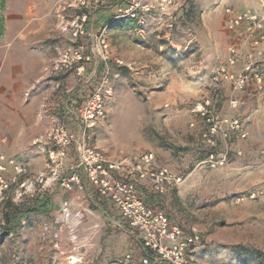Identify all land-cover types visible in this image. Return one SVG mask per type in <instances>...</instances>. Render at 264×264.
<instances>
[{"label": "rangeland", "instance_id": "374dc122", "mask_svg": "<svg viewBox=\"0 0 264 264\" xmlns=\"http://www.w3.org/2000/svg\"><path fill=\"white\" fill-rule=\"evenodd\" d=\"M144 1L153 5L150 11L137 8L131 13L133 0H87L85 8L76 6L75 0H5L3 14L5 22L8 16L29 22L38 16L36 28H43L40 52L54 59L75 43L65 29L68 20L83 9L88 11L86 34L78 41L89 56L81 72L87 81L72 104L79 109L97 90L105 116L91 128H84L78 113L79 126L71 127L70 132L75 138L83 135L90 146L113 159L132 158L145 151L159 153L160 158L169 156L184 181L162 195L150 194L147 201L184 232L197 229L200 241L192 258L201 264H264V195L231 200L256 189L264 194V87L237 92L227 82L215 86L211 82L213 70L224 61L231 43L221 18L222 7L229 2L171 0L160 7L161 0ZM129 19V25L110 26L111 20ZM93 25L99 28L96 34ZM254 58L264 73V62L257 55ZM72 70L49 76L60 77ZM226 85L231 89L223 95ZM212 91L218 96V109L238 115L247 135L230 140L231 155L225 165L206 168L196 166L203 157L198 158L199 152L204 154V150L197 148L201 146L198 135H194L198 125H189L194 117L188 107ZM245 93L251 96L245 97ZM234 96L239 104L231 108L228 101ZM62 99L63 104L70 103L67 97ZM256 112L259 121L253 119L251 123L250 114ZM44 132L21 146L23 152L34 151V170L25 153L11 155L17 156L27 170L19 180L31 185L21 195L12 186L0 205V221L11 207L32 201L39 207L15 218L9 232L5 225L0 226V264H120L122 253L131 249L129 238L81 194L85 186L95 190L84 174L79 184H70L76 191L73 197L62 191L66 188L59 180L45 183L49 170L46 146L35 141ZM76 152L72 144L69 157L75 158ZM184 157L186 164L182 166L180 159ZM69 174L66 168L60 178ZM66 199L70 204L68 217L59 208ZM44 201L49 207H43ZM71 234L76 235L74 241ZM71 257L77 261L71 262Z\"/></svg>", "mask_w": 264, "mask_h": 264}, {"label": "built area", "instance_id": "2783aa9c", "mask_svg": "<svg viewBox=\"0 0 264 264\" xmlns=\"http://www.w3.org/2000/svg\"><path fill=\"white\" fill-rule=\"evenodd\" d=\"M171 0H161L162 7ZM76 6L85 8L87 0H75ZM262 10L245 8L236 11L232 7H225V26L233 31L242 26L244 40L252 47H260L264 42V0H258ZM153 5L144 0H133L129 7L131 13L139 8L142 11H150ZM133 15V14H132ZM89 13L85 9L73 16L66 23V28L75 43L63 48L51 62L48 73L58 75L75 69L78 74L84 69L83 63L89 59L81 43L78 41L86 34V22ZM77 43V44H76ZM103 46H106L101 40ZM264 73L259 62L251 51L243 52L238 47L230 45L227 48L223 62L219 63L211 74L213 85L227 82L237 92L247 91L254 87L261 89ZM217 94L212 91L207 95L190 103L189 113L194 117L190 126L198 125V138L204 155L196 163V166L216 168L225 165L231 155L229 142L232 138H245L243 120L238 115L222 113L217 107ZM231 108H236L238 99L231 98ZM84 128H91L96 120L105 116L101 94L95 90L90 97L83 102L78 109ZM35 141L42 142L46 146V154L49 161L47 181H60L66 189L70 184H79L80 176L84 174L88 182L93 186L98 196L107 201L117 210L123 222L136 231L142 241L143 252L134 255L126 252L119 259L120 264H201L191 256V251L200 241V234L195 227L189 232L175 224H172L167 214L151 205L145 198L141 182L148 183L149 193L162 195L169 189L179 187L184 177L176 173L168 166L160 164L157 156L152 151H145L132 158L113 159L99 148L90 146L83 135L75 138L67 127L60 122L52 123ZM75 144L77 148L75 158L69 157V147ZM240 154V151H235ZM69 169L67 178L61 177L64 169ZM26 167L13 156L0 152V205L8 198V192L12 186H16L18 194L28 190L27 180H19V176L26 173ZM43 176L38 179L43 180ZM23 190V191H21ZM263 191L252 190L246 196H232L231 200L239 201L244 197L261 198ZM61 211L65 217L70 213L69 200L61 204ZM4 220L0 221V226ZM71 239H76L71 234Z\"/></svg>", "mask_w": 264, "mask_h": 264}, {"label": "crops", "instance_id": "0c3cea01", "mask_svg": "<svg viewBox=\"0 0 264 264\" xmlns=\"http://www.w3.org/2000/svg\"><path fill=\"white\" fill-rule=\"evenodd\" d=\"M210 1L214 2L216 0ZM222 1L229 2L221 10L224 32L231 39V43L227 48L230 45H234L242 51H251L253 53L257 48L245 42V33L242 26L233 31L225 28L224 8L232 7L236 11H241L245 8L262 10L260 3L258 0ZM37 20H39L38 16L34 18L35 22L13 20L8 16L5 22L4 33L0 37V152L8 155L23 152L22 145L26 144L31 138L40 136L54 122L63 123L69 131L71 127L78 128L80 123L78 108L73 107L72 103L74 101L73 98L81 96V92L85 87L84 83L87 81L86 75L83 73L78 74L75 70H72L60 77L49 76L48 68L53 58H48L40 52V31L43 28H36L38 25ZM93 26L95 28L92 29L96 34L99 28H96L95 25ZM259 49L260 54L254 52L253 56L257 55L259 61L264 62V42ZM226 86L223 89V95L228 94V88L231 89L229 85ZM231 94L233 93L231 92ZM244 96L249 97L251 94L245 93ZM62 97H67L66 102L69 100L70 103L63 104L64 100ZM233 98L237 99V96ZM244 107V112H247V106L245 105ZM222 111H225L223 106ZM258 114L259 112H256L253 116L250 114L251 123H253V119L259 121L257 119L259 118ZM196 134L198 135V131L194 135L196 136ZM200 147L197 146L198 149ZM33 152H23L29 156V167L32 170L35 169V165L32 164L34 162H31ZM156 156L159 162L168 166L174 172L180 173L179 169L169 162V156L163 154V158H160L159 153ZM15 159L19 161L17 156H15ZM180 160L182 161L180 164L184 166L186 164V157ZM140 185L147 200L150 196L148 183L141 182ZM62 191L72 197L76 193L71 187L69 189L63 188ZM94 191L85 186L81 194H83L84 198H89L93 206H96L103 214H106L115 226L125 231L127 238H129L128 241L130 242L129 246L131 249H127L122 255L126 252L140 255L143 252L142 241L137 233H135L136 231L129 229L118 215L117 210L107 201L101 199L96 191ZM150 204L158 208L154 203L150 202ZM79 205H82V202H79ZM43 207H49L48 201H45ZM195 249H192L191 254L196 252Z\"/></svg>", "mask_w": 264, "mask_h": 264}, {"label": "trees", "instance_id": "16d2710c", "mask_svg": "<svg viewBox=\"0 0 264 264\" xmlns=\"http://www.w3.org/2000/svg\"><path fill=\"white\" fill-rule=\"evenodd\" d=\"M4 6H5V0H0V37L3 35L4 33V28H5V20H4V14H3V10H4ZM131 19L125 21V20H111L110 21V26H115V27H122L124 25H129L130 24ZM200 155H198V158H201L204 154H202V152ZM45 202V201H44ZM39 205L36 204V202L32 201L30 202V204H26L24 206H14L11 207V212H6L4 214V225L6 226L5 228H7L6 232H9L10 230H12V225H13V221L16 218L21 217L22 215H25L29 212H33L36 209L38 210ZM5 232V233H6Z\"/></svg>", "mask_w": 264, "mask_h": 264}, {"label": "bare ground", "instance_id": "6f19581e", "mask_svg": "<svg viewBox=\"0 0 264 264\" xmlns=\"http://www.w3.org/2000/svg\"><path fill=\"white\" fill-rule=\"evenodd\" d=\"M73 261H77V258L71 257V262H73Z\"/></svg>", "mask_w": 264, "mask_h": 264}]
</instances>
